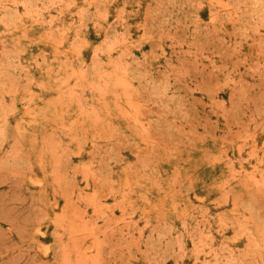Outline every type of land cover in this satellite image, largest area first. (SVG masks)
<instances>
[{"label":"rangeland","instance_id":"rangeland-1","mask_svg":"<svg viewBox=\"0 0 264 264\" xmlns=\"http://www.w3.org/2000/svg\"><path fill=\"white\" fill-rule=\"evenodd\" d=\"M0 264H264V0H0Z\"/></svg>","mask_w":264,"mask_h":264}]
</instances>
